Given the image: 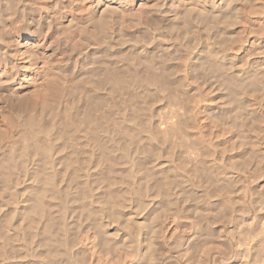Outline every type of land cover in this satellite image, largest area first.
Listing matches in <instances>:
<instances>
[{
  "label": "rangeland",
  "instance_id": "obj_1",
  "mask_svg": "<svg viewBox=\"0 0 264 264\" xmlns=\"http://www.w3.org/2000/svg\"><path fill=\"white\" fill-rule=\"evenodd\" d=\"M56 1L0 0V88L7 87V80L12 73L9 57L13 55L12 52L20 62H29V70L22 73L18 81L12 85V89L10 87L12 90L10 93L18 99L21 98L22 104L18 103L16 107L13 102L9 101L6 93L2 97V102L0 101V134H4L7 130L5 132L7 135L4 134L3 138H5L1 141L4 142L5 147L17 140L20 141L17 137L20 138L23 128L19 127L20 118L18 119L17 116L15 118V114H12L15 108H18L17 111L21 114L18 115L19 117L27 114L26 117L30 119L37 118L41 122L45 120L44 123H49L48 125L52 127L50 126L48 139L53 137L54 139L49 140L55 141V143L52 142L54 149L51 154L46 155L41 150L36 153L37 156L30 155L25 157L26 159L21 157V166H19L21 171L18 170L19 173L15 172L17 174L12 175L15 179L10 180L13 182L8 181L7 183L3 180L4 184L0 185V246L3 243L6 244L3 245L4 248L6 247L3 250L7 251L3 252L2 248L0 249V264H53L54 262L56 264H61V262L63 264H159V262L160 264H246L250 259L249 255L257 259L256 261L253 259L252 264H264V152L262 151L264 150V82H262L264 73L261 72L264 68L262 65L264 64V0H130L131 2L128 3L121 0H104L107 4L110 2V7L114 9L118 7L116 10L120 13L116 10H106L105 3L98 11L97 18L92 17V9H98L97 0ZM163 1L166 4L163 15L166 14L165 17L168 18L160 14L163 20L159 21L156 17L158 14L154 10L160 5L159 2L162 5ZM175 12L176 21L172 19ZM235 12H238L239 16L236 15L237 13L234 14ZM149 16H154L156 21L151 22L154 19ZM235 17L237 18L234 19ZM227 30H233V33H227ZM160 40L163 42H159ZM44 42L55 49L48 51L45 44H42ZM258 49L260 50L257 51ZM46 55L48 59L45 58ZM122 55L125 57L137 55L141 59L146 55L148 60L154 59L155 56L163 57L165 65L170 64L168 65L170 66L168 72L170 88L144 77L139 78L140 80L133 79L131 83L133 85L130 84L132 87L127 86L129 89L121 85L122 92L125 94L121 92L120 87L113 89L108 85L106 78L105 84L101 78L106 74L108 66L112 65V61L114 65L122 66L125 62L123 61L125 57ZM215 63L218 67L215 66L216 69L211 67ZM219 66L221 68L223 66L226 71V74L225 71L223 72L225 75ZM141 68H145L144 63ZM233 70L235 72H232ZM231 79L234 80L231 81ZM241 83L245 87H242ZM252 84L257 86L254 88ZM257 87L261 88L255 91ZM244 88L247 90L244 91ZM138 100L142 102L141 104L146 102L143 104L145 108H142L143 115L140 116L144 120H141L144 129L142 134L140 133L141 136L135 137L134 142L133 140L126 142L122 136L128 127V122L125 121L124 124L119 120L129 118L126 115L131 114L132 111L128 103L138 102ZM89 105L94 107V110L98 109L95 112L96 115L101 113L103 107L107 116L109 115L108 120L111 123L114 121L111 130L104 132V134L109 132L110 135L109 133L103 135L102 143L99 142L101 149L97 146L94 148V144L85 136L89 135V129L80 128L78 125L80 118L77 114V107L83 108L84 106L83 109H85ZM99 109H101L100 112ZM22 111L24 114L21 113ZM64 113L68 116L73 115L75 123L71 124L66 121V124L64 119H61L65 117ZM36 120L35 122L39 123V120ZM241 120L243 122H239ZM35 126L39 127L38 124ZM40 129L37 128L34 131L40 133L41 139L44 136L47 137V134ZM237 130H239L238 133ZM9 134H13L12 138L15 136L14 141H11ZM51 134H55V137ZM141 137H143L142 140ZM98 151L101 153L106 151L110 155L104 162V166L113 165L112 163L119 164L117 169L120 171H116L119 178L115 176L116 180L111 183L118 194L113 200L115 204L108 202L107 204L102 199L104 192H101L99 188L103 189V187L99 184L101 181L94 168L99 160L97 158L101 157ZM143 151L148 153L147 156L149 155L152 159L149 156H146L147 159H142ZM71 152H76L79 161L71 160ZM152 154L155 156L153 157ZM244 159L248 160L245 164L248 168L243 164L244 161L246 162ZM138 160L141 163L137 162ZM41 163L44 169L48 166L49 171L47 172L52 179L51 185L53 184L52 193L54 192V195L51 193L53 196L50 195V199L47 197L51 205L48 206V214L58 215L57 223L50 228L52 230L47 229L51 232L49 235H55L54 237L51 235L50 241L46 228H43L46 220L39 216L30 217L28 212L26 213L27 206L33 203L28 197L35 189L33 186L38 185L40 189L43 188L41 183L39 185V182L34 181L35 169ZM68 164L70 165L67 166ZM63 165L65 169L70 170L65 171ZM171 168L173 170H170ZM92 169H95L94 172ZM69 171L71 178L76 177L73 178L74 180L70 178L72 183L69 180ZM150 171L155 174L157 172L155 177L159 181L162 179V182L168 176L173 177L174 185L172 183L170 186V183L168 188L167 185L161 187L163 185L152 183L153 181L146 178ZM166 187L171 190H167ZM160 192H163V195ZM130 194L131 198H129ZM58 222L60 227H57ZM154 222L155 224L158 222L160 226L155 235L152 230ZM10 237L12 238L7 239ZM153 238L159 245L161 243V252L158 254L156 263L151 262L149 255V248H151L149 246ZM43 242H46V247ZM53 242L55 243L52 245L56 250L54 247L53 249L59 255L56 254L55 258L52 256L54 259L51 257L53 260L51 261L47 256V251L50 250L47 247H50V243ZM250 242L253 250L248 252L247 243Z\"/></svg>",
  "mask_w": 264,
  "mask_h": 264
},
{
  "label": "bare ground",
  "instance_id": "obj_2",
  "mask_svg": "<svg viewBox=\"0 0 264 264\" xmlns=\"http://www.w3.org/2000/svg\"><path fill=\"white\" fill-rule=\"evenodd\" d=\"M19 1V0H18ZM58 1V0H57ZM56 1V2H57ZM117 1V0H116ZM122 2H124V3H128L130 0H121ZM132 1V0H131ZM130 1V2H131ZM158 2V1H157ZM97 4V7H98V9H92V17H95V18H97V15H98V11L99 10H101L102 8H101V6H103L106 2H104V0H97V2H96ZM110 3V2H109ZM107 4L106 3V5H105V7H107L106 8V10H108V11H115L116 9H118V7L116 8V9H114V7H110L111 5L110 4ZM59 4V3H58ZM120 4H121V2H120ZM130 4H132V3H130ZM158 4V3H157ZM157 4L155 5V6H157ZM159 6L158 7H156V9L154 10V9H152V10H154L155 11V13H157L158 15L156 16L157 18H158V20L159 21H162L161 20V15L160 14H162L163 15V11H165L164 9V6H166V4L164 3V1H163V3H162V5H161V3L159 2ZM176 4V3H175ZM121 5H123V3L121 4ZM56 6H58V5H56ZM175 7V6H174ZM219 7H220V5H219ZM101 8V9H100ZM180 8V7H179ZM178 9V8H177ZM184 9V8H183ZM232 9V8H231ZM234 9V8H233ZM105 10V8L103 9V11ZM147 10V9H146ZM175 10V9H174ZM179 10V9H178ZM181 10V9H180ZM187 10V9H186ZM189 10V9H188ZM116 11H118V10H116ZM148 11H151V10H148ZM147 11V12H148ZM153 11V12H154ZM176 11V10H175ZM243 11V10H242ZM14 12V11H13ZM143 12V11H142ZM147 12H144V13H147ZM189 12H190V10H189ZM10 13V12H9ZM100 13V12H99ZM113 13H115V12H113ZM117 13V12H116ZM118 13H120L119 11H118ZM117 13V14H118ZM237 13V14H236ZM147 14H149V13H147ZM152 15H154L153 13H151ZM180 14V13H179ZM182 14H184V13H181V15ZM188 14V13H187ZM234 14H236V15H238V12H235ZM90 15V14H89ZM166 15V14H165ZM165 15H163L164 17H165ZM91 16V15H90ZM147 16V15H146ZM179 16V15H178ZM184 16H185V14H184ZM183 16V17H184ZM235 16V15H234ZM233 16V17H234ZM239 16V15H238ZM150 17V16H149ZM167 17V16H166ZM165 17V18H166ZM10 18V17H9ZM118 18V17H117ZM150 18H155L154 16L152 17H150ZM168 18V17H167ZM237 17H235L234 19H236ZM43 19V18H42ZM147 19H148V17H147ZM172 19H175V21H176V12H175V16L174 17H172ZM230 19V18H229ZM233 19V18H232ZM231 19V20H232ZM238 19H240V18H238ZM237 19V20H238ZM93 20H95V19H93ZM92 20V21H93ZM139 20V19H138ZM137 20V21H138ZM141 20V19H140ZM150 20V19H149ZM148 20V21H149ZM152 20V19H151ZM157 20V21H158ZM147 21V22H148ZM156 20L154 19V20H152L151 22H155ZM235 21V20H234ZM233 21V22H234ZM75 22V21H74ZM101 22V21H100ZM117 22V21H116ZM174 22V21H173ZM231 22V21H230ZM240 22V21H239ZM102 23V22H101ZM138 23V22H137ZM139 23H140V21H139ZM142 23V22H141ZM149 23V22H148ZM160 23V22H159ZM97 24V23H96ZM150 24V23H149ZM164 24V23H163ZM234 24V23H233ZM102 25H103V23H102ZM230 25V24H229ZM96 26V25H95ZM98 26V25H97ZM122 26H124V25H122ZM147 27H148V25H146ZM213 26V25H212ZM147 27H146V29H147ZM229 28H230V26H229ZM87 29H89V28H87ZM92 29V28H91ZM149 30V29H148ZM152 30V29H151ZM227 33H233V30H227L226 31ZM225 32V33H226ZM39 33V32H38ZM35 35V34H34ZM85 35V34H84ZM149 35V34H148ZM39 36V35H38ZM164 36V35H163ZM166 36V35H165ZM169 36V35H168ZM172 37V36H171ZM39 38V37H38ZM62 38V37H61ZM154 38V37H153ZM152 38V39H153ZM159 38V37H158ZM264 38V37H263ZM141 39V38H140ZM150 39V38H149ZM155 39V38H154ZM228 39H229V37H228ZM43 40V39H42ZM138 40V39H137ZM140 41V40H139ZM142 41V40H141ZM159 42H163V41H159ZM158 42V43H159ZM227 42V41H226ZM263 42V41H262ZM135 43V42H134ZM37 44V43H36ZM42 44H45V47H46V49L49 51V50H51L52 51V49L54 48L53 46H51V45H49V44H46L45 42L44 43H42ZM262 44V43H261ZM134 45V44H133ZM161 46V45H160ZM34 47V46H33ZM137 48V47H136ZM55 49V48H54ZM226 50V49H225ZM260 49H258L257 51H259ZM50 51V52H51ZM227 51V50H226ZM129 52V51H128ZM131 52V51H130ZM17 53V52H16ZM32 53V52H31ZM44 53V52H43ZM47 53V52H46ZM127 53V52H126ZM125 53V54H126ZM132 53V52H131ZM259 53V52H258ZM12 54L13 55H11V56H9L10 57V62H11V64H12V73H11V76L9 77V79L7 80V82H8V85H6L7 87H1L0 88V101L2 100V97H3V95H4V93H6L5 95L9 98V101L10 102H13L14 103V105L16 106V107H18V103H21L20 101H21V98L20 99H18V98H16V97H14V95L12 94V93H10V91H12L11 89H12V85L16 82V81H18V79H19V77H21V75H22V73L24 72V71H28L29 69H28V67H29V62L28 63H26L25 61H22V62H20L19 60H18V57H16V56H14V53L12 52ZM18 54V53H17ZM23 54V53H22ZM34 54V53H33ZM228 54V53H227ZM260 54V53H259ZM30 55V54H29ZM32 55V54H31ZM45 55V54H44ZM51 55V54H50ZM123 55H124V52H123ZM122 55V57H125V56H123ZM141 55V54H140ZM159 55V54H158ZM163 55H165V54H163ZM119 56H121V55H119ZM139 56V55H138ZM148 56H151V55H148ZM168 56V55H167ZM173 56V55H172ZM216 56V55H215ZM8 57V56H7ZM21 57V56H20ZM27 57V56H26ZM25 57V58H26ZM152 57V56H151ZM156 57V56H155ZM155 57H154V59H151L150 57V59L148 60L147 58H146V55H145V58H146V60H145V58H143V59H141L140 57H137V55L136 56H134V55H127L125 58H124V60L123 61H125L124 63H123V65L122 66H118V65H114L113 64V61H112V65H110V66H108V68H107V70H106V74H104V75H106V76H104L103 75V77L101 78L102 79V81L105 83V78H106V83L108 84V85H110L113 89H116V88H119L121 85H124L123 87L125 88V87H127V86H131V85H133V84H131L132 82H133V79H139V78H141L142 79V77H144V78H146L147 80H150V81H153V82H155V83H157V84H161V85H167L166 87L168 88L169 86H171V82L170 81H168V76H169V67H168V65H170V64H167V65H165L166 63H164L163 61V57L161 58V57H156V59H155ZM166 57V56H165ZM222 57H224V56H222ZM30 58V57H29ZM45 58L46 59H48L49 57L46 55L45 56ZM119 58H121V57H119ZM225 58V57H224ZM23 59V58H22ZM171 59V58H170ZM6 60V59H5ZM120 60V59H119ZM172 60V59H171ZM32 61V60H31ZM47 61H49V60H47ZM101 61V60H100ZM174 61V60H173ZM34 62V61H33ZM169 62V61H168ZM216 62V61H215ZM262 62V61H261ZM31 63V62H30ZM105 63V62H104ZM115 63V62H114ZM119 63H120V61H119ZM142 63H144V66H145V68L144 69H142L141 68V66H142ZM171 63V62H170ZM209 64H210V62H208ZM214 63V62H213ZM117 64V63H116ZM216 64L217 63H215V65L213 66V65H211V67L212 68H214L215 66H216ZM106 65V64H105ZM108 65H109V62H108ZM173 65H175V64H173ZM179 65V64H178ZM262 65H264V64H262ZM209 66V65H208ZM259 66H260V64H259ZM175 67V66H174ZM220 67V66H219ZM250 67V66H249ZM176 68V67H175ZM179 68V67H178ZM211 68V69H212ZM216 68H218L217 66H216ZM216 68H214V69H216ZM221 68V67H220ZM230 68V67H229ZM211 69H209V70H211ZM223 69V66H222V68H221V70ZM228 69V68H227ZM264 69V68H263ZM261 70V72L262 73H264V70ZM172 70L174 71V69L172 68ZM209 70H208V72H209ZM220 70V69H219ZM206 71V70H205ZM214 71V70H213ZM217 71V70H216ZM225 71V69H223V71H222V73ZM250 71V70H249ZM256 71H258V70H256ZM50 72V71H49ZM175 72V71H174ZM180 72V71H179ZM211 72V71H210ZM215 72V71H214ZM213 72V73H214ZM232 72H235L234 70L232 71ZM125 73V74H124ZM171 73V72H170ZM219 73V72H218ZM222 73H220V75L222 74ZM259 73H260V71H259ZM49 74V73H48ZM216 74V73H215ZM224 74V73H223ZM225 74H226V71H225ZM224 74V75H225ZM197 75V74H196ZM227 75H228V71H227ZM172 76V75H171ZM175 76V75H174ZM223 76V75H222ZM55 76H53V78H54ZM181 77V76H180ZM220 77V76H219ZM215 78H216V75H215ZM221 78V77H220ZM228 78V77H227ZM145 79V80H146ZM172 79V78H171ZM217 79H218V77H217ZM222 80H224L223 78H221ZM140 80V79H139ZM173 80V79H172ZM232 80H234V79H231V81ZM3 81V80H2ZM257 81V80H256ZM256 81H255V84H256ZM259 81V80H258ZM262 81V80H261ZM97 82H99V80L97 81ZM170 82V83H169ZM176 82V81H175ZM236 82H238V81H236ZM262 82H264V81H262ZM3 83H4V81H3ZM100 83H101V80H100ZM105 83V84H106ZM147 83V82H146ZM178 83V82H177ZM186 83V82H185ZM221 83V82H220ZM245 83V82H244ZM249 83V82H248ZM252 83V82H251ZM254 83V82H253ZM93 84V83H92ZM95 84V83H94ZM131 84V85H130ZM149 84V83H148ZM154 84V83H153ZM181 84H183V83H181ZM222 84V83H221ZM224 84V83H223ZM227 84H229V83H227ZM259 83H257V85H258ZM3 85V84H2ZM56 85V84H55ZM63 85V84H62ZM147 85V84H146ZM169 85V86H168ZM174 85V84H173ZM231 85V84H230ZM241 86H242V83L240 84ZM250 85V84H249ZM249 85H247V86H249ZM254 84H252L251 86H253ZM256 85V86H257ZM261 85V84H260ZM259 85V86H260ZM97 86V85H96ZM106 86V85H105ZM109 86V87H110ZM151 86V85H150ZM175 86V85H174ZM177 86V85H176ZM181 86V85H180ZM244 86V85H243ZM242 86V87H243ZM255 85L253 86L254 88L256 87ZM10 87H11V89H10ZM63 87V86H62ZM99 87H100V85H99ZM110 87V88H111ZM132 87V86H131ZM130 87V88H131ZM135 87V86H134ZM156 88H157V86H155ZM160 87V86H159ZM162 87V86H161ZM165 87V86H164ZM165 87V88H166ZM245 87V86H244ZM57 88V87H56ZM121 89V92H122V87H120ZM124 88H123V90H124ZM136 88V87H135ZM138 88V87H137ZM170 88V87H169ZM182 88V87H181ZM246 88H248V87H246ZM250 88V87H249ZM258 88H261V87H257L256 89H255V91H258L259 89ZM127 89H129L128 87H127ZM140 89V88H139ZM149 89V88H148ZM228 89V88H227ZM231 89V88H230ZM229 89V90H230ZM243 89V88H242ZM54 90V89H53ZM73 90V89H72ZM108 90V89H107ZM119 90V91H120ZM157 90H158V88H157ZM234 90V89H233ZM240 90V89H239ZM245 90H247V89H245L244 88V91ZM252 90H253V88H252ZM63 91V90H62ZM96 91H98L97 89H96ZM110 91H112V90H110ZM161 91V90H160ZM171 91V90H170ZM170 91H169V93H170ZM250 91H251V88H250ZM54 92H57V91H54ZM70 92V91H69ZM114 92H116V91H114ZM176 92V91H175ZM229 92H231V91H229ZM71 93V92H70ZM108 93V92H107ZM123 94H125L124 92H122ZM137 93V92H136ZM143 93V92H142ZM162 93H163V91H162ZM61 94V93H60ZM85 94H87V93H85ZM117 94H118V91H117ZM116 94V95H117ZM138 94V93H137ZM141 94V93H140ZM175 94V93H174ZM234 94V93H233ZM17 95V94H16ZM176 95V94H175ZM186 95V94H185ZM19 96V95H18ZM58 96V95H57ZM70 96V95H69ZM108 96H109V93H108ZM112 95H110V97H111ZM174 96V95H173ZM234 96V95H233ZM26 97V96H25ZM29 97V96H28ZM80 97V96H79ZM106 97V96H105ZM115 97V96H114ZM117 97V96H116ZM124 97H126L125 95H124ZM123 97V98H124ZM128 97V96H127ZM171 97V96H170ZM176 97V96H175ZM82 98V97H81ZM169 98V97H168ZM178 98V97H177ZM236 98H238V97H236ZM257 98V97H256ZM84 99V98H83ZM99 99V98H98ZM130 99V98H129ZM159 99V98H158ZM23 100V99H22ZM26 100V99H25ZM104 100V99H103ZM107 100H108V98H107ZM126 100H128V99H126ZM231 100V99H230ZM8 101V100H7ZM8 101V102H9ZM59 101V100H58ZM96 101H98V100H96ZM145 101V100H144ZM146 101H148V100H146ZM157 101V100H156ZM2 102V101H1ZM7 102V103H8ZM123 102V101H122ZM141 102V101H140ZM139 102V100H138V102H129L128 104L130 105V110L132 111L131 112V114L129 113V115H126L127 117H129V118H127V120H126V117L125 118H123L124 120H119L121 123L123 122H125L126 121V123L128 122V127H127V129H125V132L123 133V136H122V139L123 140H125L126 139V142H128L129 140L131 141V140H133V142H134V139H135V137H138V135H140V133L143 131V129L144 128H142L143 127V124H142V121H144V120H142V118L140 117V116H142L143 115V109L145 108V106L143 105V104H146V102H144L143 104H141ZM189 102V101H188ZM261 102V101H260ZM61 103V102H60ZM87 103V102H86ZM92 103V102H91ZM5 104V103H4ZM22 104V103H21ZM29 104V103H28ZM76 104H78V103H76ZM85 104V103H84ZM96 104V103H95ZM94 104V106H96ZM105 104H107V103H105ZM119 104V103H118ZM232 104V103H231ZM75 105V104H74ZM92 105V104H91ZM91 105H89L88 107H86L85 109H83L84 108V106H83V108L81 107V106H78L77 107V114L79 115L78 117L80 118V123H79V121H78V125H79V127L80 128H84V129H89L88 131V133H89V135H85V136H87L89 139H90V141L94 144V148L97 146L98 148H100L99 147V145H100V143L99 142H101V140H102V137H103V135H107V134H104V132L106 131V130H111V128H112V123L114 122V121H112V123L110 122V120H108L109 118H108V116H107V113H106V111L105 110H103V107H102V110L101 109H99V112H100V110H101V113L99 114V113H97V115L95 114V112L98 110H94L93 108H92V106ZM99 105V104H98ZM117 105V104H116ZM128 105V106H129ZM249 105V104H248ZM3 106V105H2ZM22 106V105H21ZM6 107V106H5ZM112 107H113V105H112ZM144 107V108H143ZM235 107V106H234ZM254 107V106H253ZM1 108H3V107H1ZM9 108V107H8ZM39 108V107H38ZM75 108V107H74ZM98 108V107H97ZM143 108V109H142ZM147 108V107H146ZM255 108V107H254ZM259 108V107H258ZM5 109V108H4ZM16 110L15 111H13V113L12 114H15V118H17L18 117V119L20 118V126H19V122H17V124H18V126L19 127H21L22 126V130H21V136H20V138H18L17 136V139H19L20 141H15L14 143L12 142V145H11V143H10V145L9 146H7L6 145V147H5V144H4V142L3 141H1V139L3 140L4 138H3V135L4 134H6L5 132H7V130H5V132H4V134L2 133V134H0V185L3 183V180H6V182L8 183V181H11V182H13L12 180H14L13 178H12V175L15 173V172H18V170L19 169H21V167H19V166H21V157L23 158H25V157H29L30 155H36V153H38V152H41V150H42V152L43 153H45L46 155H48V154H51L52 152H53V143L52 142H54L55 143V141L53 140L52 142H51V140H49V139H52V138H49L48 139V135L50 136V128L52 127L51 125H48L49 123H44V121L45 120H43L42 122H41V120H39V119H37V120H39V123H36L35 122V120H33V119H30L29 117H26L27 116V114L25 115V116H23V117H19L21 114H20V112H18L17 111V109L18 108H15ZM30 109V108H29ZM106 109V108H105ZM110 109H112V108H110ZM142 109V110H141ZM150 108H148V110H149ZM10 110V109H9ZM23 110V109H22ZM75 110V109H74ZM93 110H94V112H93ZM142 112H141V111ZM146 110V109H145ZM193 110V109H192ZM8 111V110H7ZM21 111V110H20ZM32 111V110H31ZM57 111V110H56ZM76 111V110H75ZM74 111V112H75ZM123 111H124V109H123ZM150 111V110H149ZM190 111V110H189ZM247 111V110H246ZM15 112V113H14ZM62 112V111H61ZM148 112V111H147ZM174 112V111H173ZM239 112V111H238ZM21 113H23V111L21 112ZM69 113V112H68ZM116 113V112H115ZM120 113V112H119ZM150 113V112H149ZM148 113V114H149ZM189 113V112H188ZM233 113V112H232ZM11 114V113H10ZM24 114V113H23ZM65 114V113H64ZM73 114H76V113H73ZM99 114V115H98ZM118 114V113H117ZM142 114V115H141ZM234 114V113H233ZM246 114V113H245ZM264 114V113H263ZM19 115V116H18ZM41 115V114H40ZM44 115V114H43ZM42 115V116H43ZM63 115V114H62ZM113 115V114H112ZM121 115H122V113H121ZM234 115H236V113L234 114ZM10 116V115H9ZM17 116V117H16ZM39 116V115H38ZM64 116V115H63ZM146 116V115H145ZM13 117V116H12ZM12 117H9V118H12ZM110 117H112V116H110ZM148 117V116H147ZM174 117V116H173ZM182 117V116H181ZM246 117V116H245ZM33 118V117H32ZM46 118V117H45ZM76 118V117H75ZM151 118V117H150ZM229 118V117H228ZM1 119V118H0ZM42 119V118H41ZM61 119H64V121L66 122V121H69V122H71V124H72V122H74L75 120L73 119V115H71V116H68V114L66 115L65 114V117L63 118H61ZM78 119V118H77ZM149 119V118H148ZM167 119V118H166ZM172 120H173V118H171ZM236 119V118H235ZM234 119V120H235ZM243 119V118H242ZM246 119H247V117H246ZM15 120V119H14ZM36 120V121H37ZM142 120V121H141ZM170 120V119H169ZM229 120V119H228ZM244 120V119H243ZM11 121H13V119L11 120ZM18 121V120H17ZM50 121V120H49ZM54 122H55V120H53ZM59 121V120H58ZM145 121H147V120H145ZM152 121V120H151ZM174 121V120H173ZM172 121V122H173ZM256 121V120H255ZM117 122V121H116ZM170 122V121H169ZM190 122V121H189ZM239 122H243L242 120L241 121H239ZM5 123V122H4ZM56 123V122H55ZM75 123V122H74ZM149 123H150V121H149ZM148 123V124H149ZM168 123V122H167ZM15 124V123H14ZM35 124H38L39 125V127L37 126V128H41L40 129V131L41 130H43L44 132H45V134H47V137H45L44 136V138L43 139H41L40 138V133H37L36 131H34L35 129H37L36 128V126H35ZM66 124H67V122H66ZM116 124V123H115ZM125 124V123H124ZM181 124V123H180ZM235 124V123H234ZM239 124H241V123H239ZM244 124V123H243ZM258 124V123H257ZM261 124V123H260ZM259 124V125H260ZM55 125V124H54ZM76 125H77V122H76ZM121 125V124H120ZM145 125H147V124H145ZM2 126V125H1ZM51 126V127H50ZM56 126V125H55ZM55 126H53V127H55ZM63 126V125H62ZM113 126H114V123H113ZM118 126V125H117ZM125 126H127V125H125ZM252 126H254V125H252ZM251 126V127H252ZM264 126V125H263ZM64 127V126H63ZM116 127V126H115ZM119 127V126H118ZM172 127V126H171ZM176 127V126H175ZM178 127V126H177ZM181 127V126H180ZM186 127V126H185ZM184 127V128H185ZM237 127V126H236ZM3 128V127H2ZM1 128V129H2ZM12 129H13V126L11 127ZM114 128V127H113ZM117 128V127H116ZM161 128V127H160ZM189 128V127H188ZM250 128V127H249ZM6 129V128H5ZM20 129V128H19ZM32 129V130H31ZM68 129V128H67ZM79 129V128H78ZM105 129V130H104ZM119 129V128H118ZM121 129V128H120ZM119 129V130H120ZM155 129V128H154ZM257 129V128H256ZM260 129V128H259ZM259 129H257V130H259ZM11 129H10V126H9V131H10ZM64 130V129H63ZM72 130V129H71ZM168 130H170V129H168ZM181 130V129H180ZM186 130V129H185ZM198 130V129H197ZM196 130V131H197ZM246 130H248V129H246ZM264 130V129H263ZM3 131V130H2ZM9 131H8V133H9ZM78 131V130H77ZM113 131V130H112ZM157 131V130H156ZM166 131V130H165ZM178 131V130H177ZM233 131V130H232ZM236 131V130H235ZM234 131V132H235ZM238 131L239 130H237V133H238ZM240 131H242V130H240ZM0 132H1V130H0ZM44 132H42V133H44ZM61 132V131H60ZM68 132H69V130H68ZM83 132V134H84V131H82ZM81 132V133H82ZM111 132V131H110ZM145 132V131H144ZM148 132H150V131H148ZM176 132V131H175ZM244 132H245V130H244ZM41 133V134H42ZM52 133V132H51ZM63 133V132H62ZM80 133V132H79ZM85 133H87L86 131H85ZM112 133V132H111ZM169 133H170V131H169ZM240 133H242V132H240ZM239 133V134H240ZM253 133V132H252ZM44 134V135H45ZM61 134V133H60ZM64 134V133H63ZM66 134V133H65ZM71 134V133H70ZM142 134V133H141ZM149 134V133H148ZM158 134V133H157ZM176 134V133H175ZM187 134H189V133H187ZM192 134V133H191ZM234 134V133H233ZM238 134V135H239ZM243 134V133H242ZM245 134V133H244ZM251 134V133H250ZM249 134V135H250ZM7 135V134H6ZM9 135H11V134H9ZM13 135V134H12ZM12 135H11V141H14L13 140V138L15 137H13L12 138ZM15 135H17V134H15ZM18 135H20V134H18ZM55 135V134H54ZM53 134H51V136H54ZM59 135V134H58ZM80 135V134H79ZM108 135H110V133L108 134ZM147 135V134H146ZM155 135V134H154ZM153 135V136H154ZM177 135V134H176ZM181 135V134H180ZM236 135V134H235ZM61 136H62V134H61ZM65 136V135H64ZM72 136V135H71ZM78 136V135H77ZM116 136V135H115ZM114 136V137H115ZM120 136H121V133H120ZM141 136V135H140ZM173 136V135H172ZM182 136V135H181ZM188 136V135H187ZM237 136V135H236ZM241 136V135H240ZM253 136V135H252ZM55 137V136H54ZM57 137V136H56ZM74 137V136H73ZM148 137V136H147ZM160 137V136H159ZM164 137V136H163ZM173 137H175V136H173ZM251 137V136H250ZM250 137H249V139H250ZM257 137V136H256ZM47 138V139H46ZM57 138H59V137H57ZM64 138V137H63ZM83 138H85V137H83ZM117 138H118V136H117ZM142 138L143 137H141V140H142ZM171 138V137H170ZM183 138V137H182ZM186 138V137H185ZM188 138V137H187ZM201 138V137H200ZM238 138V137H237ZM6 139H7V137H6ZM16 139V138H15ZM54 139V138H53ZM56 139V138H55ZM61 139H62V137H61ZM169 139V138H168ZM196 139V138H195ZM248 139V138H247ZM64 140V139H63ZM85 140V139H84ZM107 140V139H106ZM128 140V141H127ZM140 140V141H141ZM146 140H148V139H146ZM173 140V139H172ZM182 140V139H181ZM180 140V141H181ZM194 140V139H193ZM243 140V139H242ZM9 141V140H8ZM57 141V140H56ZM60 141V140H59ZM87 141V140H86ZM169 141V140H168ZM197 141V140H196ZM237 141V140H236ZM254 141V140H253ZM253 141H251V142H253ZM58 142V141H57ZM171 142V141H170ZM8 143V142H7ZM66 143H67V141H66ZM91 143V144H92ZM102 143V142H101ZM139 143V142H138ZM200 143V142H199ZM242 143V142H241ZM255 143V142H254ZM253 143V144H254ZM58 144V143H57ZM60 144H62V143H60ZM60 144H59V146H60ZM65 144V143H64ZM114 144V143H113ZM116 144V143H115ZM123 145H126V143L124 144V143H122ZM206 144V143H205ZM232 144V143H231ZM121 145V144H120ZM123 145H121L122 147H124ZM181 145H183V144H181ZM188 145H189V143H188ZM234 145V144H233ZM255 145V144H254ZM256 145H258V143L256 144ZM261 145H263V144H261ZM91 146V147H92ZM113 146V145H112ZM131 147H132V145H130ZM130 146H128L129 147V149H130ZM137 146H138V144H137ZM143 146V145H142ZM180 146V145H179ZM194 146V145H193ZM206 146V145H205ZM250 146V145H249ZM56 147V146H55ZM61 147H63L62 145H61ZM104 147V146H103ZM245 147V146H244ZM251 147V146H250ZM102 148V147H101ZM100 148V149H101ZM136 148V147H135ZM209 148V147H208ZM255 148V147H254ZM257 148V147H256ZM58 149H60L59 147H58ZM63 149V148H62ZM115 149H118V148H116L115 147ZM126 149V148H125ZM128 149V150H129ZM137 149V148H136ZM135 149V150H136ZM148 149V148H147ZM195 149V148H194ZM210 149V148H209ZM248 149V148H247ZM64 150V149H63ZM75 150V149H74ZM77 150H78V148H77ZM107 150H108V148H107ZM260 150V149H259ZM62 151V150H61ZM76 151V150H75ZM91 151V150H90ZM101 151V150H100ZM124 151V150H123ZM137 151V150H136ZM215 151V150H214ZM263 152H264V150H262ZM149 152V151H148ZM244 152V151H243ZM253 152V151H252ZM260 152V151H259ZM258 152V153H259ZM35 153V154H34ZM59 153V152H58ZM72 154L70 155V157H72V159L71 160H74V162H75V160H77V161H79V159H78V155L76 156V152H71ZM91 153V152H90ZM95 153H97V152H95ZM98 153H100L101 154V157L99 158H97V159H99L98 160V162H97V165H96V163H95V167L94 168H96V171H97V173H98V176H99V180L101 181L99 184H102V187H103V189L100 187L99 188V185H97L98 186V188L100 189V191L101 192H104V194H103V198L102 199H104V201L107 203H109V204H115V202H113V200H114V198H115V196L117 195L118 196V194H116V190L114 189V187L112 186V181H114V180H116V178H115V176L116 177H118L117 176V174H116V171H120V170H118L117 169V166H119V164H114V163H112L113 165H110L109 166V164L107 165V166H104V162H106V160L109 158V154L106 152V151H102V153L101 152H99L98 151ZM112 153L113 152H111V155H112ZM136 153V152H135ZM142 153V152H141ZM256 154H257V152H255ZM40 154V153H39ZM99 154V155H100ZM147 154L148 153H146V152H144L143 151V158L142 159H147V157L149 156H147ZM67 155V154H66ZM153 155V154H152ZM206 155V154H205ZM208 155V154H207ZM253 155H254V153H253ZM253 155H252V157H253ZM37 156V155H36ZM39 156V155H38ZM50 156V155H49ZM98 156V155H97ZM113 156V155H112ZM129 156H130V154H129ZM147 156V157H146ZM155 156V154L153 155V157ZM159 156H161V155H159ZM200 156H202V155H200ZM244 156V155H243ZM260 156V155H259ZM262 156V155H261ZM264 156V155H263ZM156 157H157V155H156ZM34 158H35V156H34ZM41 158V157H40ZM49 158V157H48ZM53 158V157H52ZM117 158V157H116ZM122 158V157H121ZM149 158H151L150 156H149ZM148 158V159H149ZM158 158V157H157ZM160 158V157H159ZM204 158V157H203ZM209 158V157H208ZM245 158V157H244ZM247 158V157H246ZM256 158H258V156L256 157ZM26 159V158H25ZM25 159H22V160H25ZM28 159V158H27ZM45 159H47L46 157H45ZM113 159V158H112ZM152 159V158H151ZM248 159V158H247ZM247 159H244V160H246V162L244 161V163L241 161V163H243L244 165L247 163ZM29 160V159H28ZM33 160V159H32ZM50 160V159H49ZM63 160V159H62ZM119 160V159H118ZM140 160V159H139ZM137 161V162H140V161H142V160H140V161ZM252 160V159H251ZM251 160H250V164H251ZM254 160V159H253ZM262 160V159H261ZM33 161H35V160H33ZM67 160H65V162H66ZM112 161H114V160H112ZM124 161V160H123ZM39 162V161H38ZM43 162V161H42ZM45 162V161H44ZM73 162V163H74ZM86 162V161H85ZM109 162V161H108ZM107 162V163H108ZM115 162V161H114ZM122 162V161H121ZM136 162V163H137ZM147 162H148V160H147ZM260 162H262V161H260ZM22 163H24L23 161H22ZM69 163V162H68ZM77 163V162H76ZM120 163V162H119ZM135 163V164H136ZM141 163V162H140ZM140 163H139V167H140ZM198 163V162H197ZM238 163H239V161H238ZM258 163H259V160H258ZM25 164V163H24ZM36 164V163H35ZM39 164V163H38ZM37 164V165H38ZM94 164V163H93ZM111 164V163H110ZM131 164V163H130ZM145 164V163H144ZM147 164V163H146ZM161 164V163H160ZM163 164V163H162ZM261 164V163H260ZM26 165V164H25ZM36 165V166H37ZM70 164H68L67 166H69ZM74 165H75V163H74ZM120 165H121V163H120ZM132 165V164H131ZM137 165V164H136ZM142 165H143V163H142ZM207 165V164H206ZM241 165V164H240ZM256 165V164H255ZM24 166V165H23ZM28 166V165H27ZM35 166V167H36ZM66 166V165H65ZM72 166V165H71ZM79 166H80V164H79ZM97 166V167H96ZM123 166V165H122ZM124 166H125V164H124ZM248 166V165H247ZM246 165H245V167L246 168H248ZM33 167V166H32ZM45 167H46V165H45ZM48 167V166H47ZM47 167H46V169H47ZM73 167V166H72ZM137 167V166H136ZM139 167H137V168H139ZM144 167V166H143ZM212 167V166H211ZM244 167V168H245ZM254 167V166H253ZM28 168V167H27ZM34 168V167H33ZM53 168V167H52ZM63 168L65 169V167H64V165H63ZM62 168V169H63ZM124 168V167H123ZM256 168H257V166H256ZM262 168V167H261ZM29 169V168H28ZM27 169V170H28ZM35 169V168H34ZM46 169H44V166H43V164L41 163V165H39L38 166V168L37 169H35V171H36V174H35V177H34V181L37 183V182H39V185H40V183H41V187L43 186V188L42 189H40L39 187H38V185H34L33 186V188H35V189H33V191H31L30 192V195L28 196L29 197V199L31 200V201H33V203L32 204H30V205H28L27 206V211H26V213L28 212V214H29V216L30 217H33V218H35V217H37V216H39V217H42V218H44L45 220V226H43V228L45 227L46 229V231H47V229L49 230L50 228H52L53 226H55V224L57 223V221H58V218H57V216L54 214V215H52L51 213H49L48 214V206H51L50 204H49V200L47 199V197L49 198V196L50 195H54V192L52 193V185H51V183H52V179H51V176H50V174H49V172H47V171H49L48 169L46 170ZM50 169V168H49ZM67 170H70L69 168H66ZM65 169V171H67ZM124 169H126V168H124ZM139 169H141V168H139ZM146 169V168H145ZM148 169H149V167H148ZM151 169V168H150ZM260 169V168H259ZM258 169V170H259ZM72 170H74V169H72ZM91 170V169H90ZM93 170H95V169H92V171ZM123 170V169H122ZM121 170V171H122ZM158 170V169H157ZM170 170H173L172 168L170 169ZM257 170V169H256ZM255 170V171H256ZM19 171H21V170H19ZM32 171V170H31ZM127 171H128V169H127ZM133 171V170H132ZM140 171H142V170H140ZM153 171V170H152ZM156 171V170H155ZM169 171V170H168ZM254 171V170H253ZM26 172V171H25ZM94 172V171H93ZM92 172V173H93ZM147 172V171H146ZM164 172V171H163ZM162 172V173H163ZM195 172V171H194ZM258 172V171H257ZM19 173V172H18ZM22 173V172H21ZM56 173H58V172H56ZM63 173V172H62ZM65 173H67V172H65ZM69 173H70V171L68 172V176H69ZM75 173V172H74ZM96 173V174H97ZM126 173V172H125ZM135 173V172H134ZM173 173V172H172ZM255 173V172H254ZM15 174H17V173H15ZM33 174V173H32ZM31 174V175H32ZM116 174V175H115ZM136 174V173H135ZM137 174H139L138 172H137ZM145 174V173H144ZM164 174V173H163ZM167 174V173H166ZM194 174V173H193ZM195 174H198V173H195ZM194 174V175H195ZM256 174V173H255ZM21 175V174H20ZM63 175H65V174H63ZM70 175H71V173H70ZM119 175V174H118ZM131 175V174H130ZM146 175V174H145ZM155 175H157V172H156V174L155 173H151V171H150V174L149 175H147L146 176V178L148 177L150 180H151V182L152 183H154V184H160V186L161 185H163V186H161V187H164V186H166L167 185V187L169 186V184H170V186L172 185V180L174 181V179H173V177L171 178V177H166L165 179H164V181L162 182V179H161V181H159L158 180V178H156L155 177ZM159 175V174H158ZM161 175V174H160ZM173 175H175V174H173ZM232 175V174H231ZM15 176V175H14ZM33 176V175H32ZM56 176V175H55ZM120 176V175H119ZM141 176H142V173H141ZM205 176V175H204ZM233 176V175H232ZM73 177V176H72ZM78 177V176H77ZM130 177V176H129ZM155 177V178H154ZM163 177V176H162ZM175 177V176H174ZM236 177V176H235ZM12 178V180H10ZM70 178H71V176H69V180H70ZM74 178V177H73ZM73 178H71V180H74ZM79 178V177H78ZM89 178H91V176L89 177ZM119 178V177H118ZM120 178H121V176H120ZM124 178V177H123ZM145 178V179H146ZM206 178V177H205ZM233 178V177H232ZM239 178V177H238ZM122 179V178H121ZM125 179V178H124ZM231 179V178H230ZM33 180V179H32ZM71 180H70V183H72L71 182ZM81 180V179H80ZM149 180V181H150ZM198 180H199V178H198ZM207 180V179H206ZM54 181V180H53ZM90 181V180H89ZM93 180H91V182H92ZM97 181H98V179H97ZM120 181V180H119ZM144 181H146V180H144ZM177 181V180H176ZM203 181V180H202ZM205 181V180H204ZM212 181V180H211ZM234 181V180H233ZM116 182V181H115ZM114 182V183H115ZM121 182V181H120ZM119 182V183H120ZM133 182V181H132ZM56 183V182H55ZM69 183V184H70ZM76 182H74V184H75ZM96 183H98V182H96ZM136 183V182H135ZM176 183V182H175ZM230 183V182H229ZM4 184V183H3ZM10 184V183H9ZM132 184V183H131ZM131 184H130V186H131ZM146 184V183H145ZM150 184V183H149ZM177 184V183H176ZM211 184V183H210ZM72 185V184H71ZM114 185V184H113ZM116 185H118V184H116ZM136 185V184H135ZM147 185H148V183H147ZM150 185H153V184H150ZM173 185H174V183H173ZM73 186V185H72ZM89 186H90V183H89ZM101 186V185H100ZM138 186V185H137ZM141 186V185H140ZM211 186V185H210ZM233 186V185H232ZM91 187V186H90ZM116 187V186H115ZM158 188H160L159 186H157ZM166 187V188H167ZM70 188V187H69ZM117 188V187H116ZM131 188H132V186H131ZM148 188V187H147ZM169 188V187H168ZM167 188V190H171V189H168ZM102 189V190H101ZM119 189V188H118ZM135 189V188H134ZM161 189V188H160ZM88 190V189H87ZM98 190V189H97ZM104 190V191H103ZM130 190V189H129ZM152 190V189H151ZM156 190H157V188H156ZM159 190V189H158ZM29 191V190H28ZM79 191V190H78ZM82 191V190H81ZM137 191V190H136ZM150 191V190H149ZM68 192V191H67ZM87 192V191H86ZM122 192V191H121ZM142 192V191H141ZM155 192V191H154ZM170 192V191H169ZM52 193V194H51ZM117 193H118V191H117ZM156 193V192H155ZM161 193V192H160ZM163 193V192H162ZM161 193V194H162ZM167 193V192H166ZM189 193V192H188ZM79 194V193H78ZM78 194H76V195H78ZM83 194V193H82ZM158 195H159V193H157ZM161 194H160V196H161ZM187 194V193H186ZM52 195V196H53ZM75 195V194H74ZM79 195H81V194H79ZM84 195V194H83ZM88 195V194H87ZM101 195V194H100ZM121 195V194H120ZM128 195V194H127ZM163 195V194H162ZM188 195V194H187ZM206 195V194H205ZM51 196V197H52ZM82 196V195H81ZM154 196V195H153ZM155 196H156V194H155ZM168 196V195H167ZM170 196V195H169ZM189 196V195H188ZM119 197H121V196H119ZM123 197V196H122ZM121 197V198H122ZM125 197V196H124ZM129 197V196H128ZM159 197V196H158ZM191 197V196H190ZM53 198V197H52ZM86 198V197H85ZM116 198H118V197H116ZM129 198H131V194H130V197ZM133 198V197H132ZM139 198V197H138ZM207 198V197H206ZM50 199V198H49ZM79 199V198H78ZM80 199H81V197H80ZM79 199V201H81V203H83V201L82 200H80ZM89 199H91V198H89ZM101 199V198H100ZM128 199V198H127ZM161 199H162V196H161ZM187 199H188V197H187ZM186 199V200H187ZM53 200V199H52ZM88 200V199H87ZM120 200V199H119ZM124 200V199H123ZM115 201H117L116 199H115ZM121 202H122V200H120ZM142 201V200H141ZM52 202V201H51ZM78 202V201H77ZM76 202V203H77ZM89 203H90V201H88ZM107 203V204H108ZM160 203V202H159ZM190 203V202H189ZM197 203V202H196ZM52 204V203H51ZM79 204V203H78ZM84 204H85V202H84ZM83 204V205H84ZM88 204V203H87ZM116 204H118V203H116ZM122 204V203H121ZM120 204V205H121ZM195 204V203H194ZM67 205V204H66ZM104 205H105V203H104ZM162 205V204H161ZM169 205V204H168ZM85 206V205H84ZM88 206V205H87ZM91 206V205H90ZM113 206V205H112ZM112 206L110 207V208H112ZM124 206V205H123ZM54 207V206H53ZM61 207V206H60ZM89 207V206H88ZM120 207V206H119ZM197 207V206H196ZM200 207V206H199ZM62 208V207H61ZM66 209V208H65ZM164 209V208H163ZM50 210V209H49ZM52 210V209H51ZM58 210V209H57ZM61 210V209H60ZM81 210V209H80ZM90 211H91V208L89 209ZM198 210V209H197ZM55 211V210H54ZM64 211V210H63ZM63 211H62V213H63ZM68 211V210H67ZM66 211V212H67ZM83 211H85V210H83ZM81 212V211H80ZM57 213V212H56ZM116 213V212H115ZM114 213V214H115ZM51 214V215H50ZM60 214V213H59ZM65 214V213H64ZM82 214V213H81ZM90 214H91V212H90ZM26 215V214H25ZM48 215V216H47ZM61 216V215H60ZM154 216H156V215H154ZM1 217V216H0ZM28 218V217H27ZM26 218V219H27ZM41 218V219H42ZM62 218H64L63 216H62ZM153 218V217H152ZM39 219V218H38ZM38 219H36V220H38ZM153 219H156V218H153ZM158 219V218H157ZM30 220V219H29ZM2 221V220H1ZM8 221V220H7ZM26 221V220H25ZM27 221H28V219H27ZM31 221H32V219H31ZM31 221H30V225H31ZM33 221H35V219L33 220ZM43 221V222H44ZM62 221V220H61ZM60 221V222H61ZM23 222V221H22ZM37 222V221H36ZM64 222V221H63ZM264 222V221H263ZM28 223V222H27ZM27 223H25L26 225H27ZM157 224H155V222H154V225H153V233H154V235H155V233L157 232L158 233V228L160 227L159 226V223L158 222H156ZM9 224V223H8ZM32 224H33V222H32ZM61 225H62V222L60 223ZM264 224V223H263ZM1 225V224H0ZM4 225V224H3ZM25 225V226H26ZM64 226V225H63ZM147 226V225H146ZM3 227V226H2ZM24 227V226H23ZM29 226H27V228H28ZM31 227V226H30ZM33 227H35V226H33ZM57 227H60L59 226V222H58V226ZM62 227V226H61ZM264 227V226H263ZM8 228V227H7ZM151 228H152V225H151ZM3 229V228H2ZM29 229V228H28ZM32 229V228H31ZM5 230V229H4ZM50 230H52V229H50ZM54 231L55 230H57V229H53ZM8 232H10L9 230H8ZM24 232V231H23ZM26 232V231H25ZM48 232V231H47ZM46 232V233H47ZM50 232V231H49ZM49 232L47 233V235L48 236H50L49 237V241H50V238L52 237L51 235H53V234H51V235H49ZM44 233V232H43ZM51 233V232H50ZM59 233V232H58ZM1 234V233H0ZM4 234H6V233H4ZM3 234V235H4ZM8 234V233H7ZM45 234V233H44ZM263 234H264V231H263ZM10 235V234H9ZM58 235V234H57ZM8 236V235H7ZM55 235H53V237H54ZM60 236V235H59ZM259 236V235H258ZM152 237H153V235H152ZM5 238V237H4ZM12 237H10V238H7V239H11ZM15 238V237H14ZM45 238L48 240V238L45 236ZM262 238V237H261ZM2 239V238H1ZM52 239V238H51ZM57 239V238H56ZM254 239V238H253ZM259 239V238H258ZM5 240V239H4ZM43 240V239H42ZM55 240V239H54ZM59 240V239H58ZM58 240H57V242H58ZM255 240H257V239H255ZM259 240H261V239H259ZM1 241V240H0ZM16 241V240H15ZM53 241V240H52ZM60 241V240H59ZM263 241V240H262ZM4 242V241H3ZM47 242V241H46ZM46 242H43L44 243V245L46 244ZM55 242H56V240H55ZM55 242H53V243H50V247H47V249L49 250V251H47V256H49V258L51 259V257L53 256L54 258H55V256H56V254L57 253H55V247L53 246L54 245V243ZM151 242V241H150ZM160 242V241H159ZM42 243V242H41ZM59 243V242H58ZM261 244H262V242H260ZM19 244V243H18ZM53 244V245H52ZM164 244V243H163ZM254 244V243H253ZM256 244H257V242H256ZM3 245H4V243H3ZM2 245V246H3ZM6 245V244H5ZM4 245V246H5ZM12 246H13V243L11 244ZM69 245V244H68ZM2 246H0V249L2 248V250L3 249H5L4 248V246L2 247ZM19 246V245H18ZM18 246H16L17 248H18ZM47 246V244L45 245V247ZM48 246H49V244H48ZM149 246V245H148ZM254 246V245H253ZM256 246V245H255ZM14 247H15V245H14ZM22 247V246H21ZM53 247H54V249H53ZM71 247V246H70ZM149 247H151V248H149L150 249V252H149V255H150V260H152L151 262H154L155 261V263L157 262L156 260H157V257H158V254H160V248H161V243H160V245H159V243L155 240V238H153L152 239V243H151V246H149ZM163 247V246H162ZM257 247H258V245H257ZM263 247V246H262ZM261 247V248H262ZM13 248V247H12ZM43 248V247H42ZM58 248V247H57ZM8 249V248H7ZM46 249V248H45ZM46 249V250H47ZM70 249V248H69ZM252 249V244H251V242L250 243H247V251L249 252L250 250ZM17 250H19V249H17ZM45 250V251H46ZM58 250V249H57ZM253 250V249H252ZM258 250H259V248H258ZM262 250V249H261ZM6 251V250H5ZM4 250H3V252H5ZM7 252V251H6ZM14 252V251H13ZM16 252V251H15ZM58 252V251H57ZM68 252V251H67ZM73 252V251H72ZM146 252V251H145ZM148 252V251H147ZM264 252V251H263ZM12 253V252H11ZM20 253V252H19ZM22 254V253H21ZM69 254V253H68ZM18 255V254H17ZM57 255H59V254H57ZM67 255V254H66ZM74 255V254H73ZM144 255V254H143ZM263 255V254H262ZM11 256H12V254H11ZM10 256V257H11ZM14 256V255H13ZM68 256V255H67ZM250 256V257H249ZM248 257L250 258H248L249 260H248V263H246V264H252V262H253V259L254 258H252V255H249ZM15 257V256H14ZM19 257V256H18ZM52 257V258H53ZM145 257V256H144ZM160 257V256H159ZM261 257V256H260ZM48 258V259H49ZM53 258V259H54ZM57 258V257H56ZM62 258V257H61ZM74 258V257H73ZM258 258V257H257ZM49 259V260H50ZM141 259V258H140ZM260 259V258H259ZM264 259V258H263ZM78 260V259H77ZM139 260V259H138ZM257 259H256V257H255V259H254V261H256ZM51 261H53L52 259H51ZM50 261V262H51ZM75 261V260H74ZM247 261V260H246ZM78 262V261H77ZM80 262V261H79ZM81 262H83V261H81ZM259 262H261V261H259ZM55 263V262H54ZM53 263V264H54ZM73 263V262H72ZM138 263V262H137ZM254 263H256V262H254ZM3 264V263H2ZM56 264V263H55ZM57 264H59V263H57ZM61 264H63V262H61ZM159 264H160V262H159Z\"/></svg>",
  "mask_w": 264,
  "mask_h": 264
}]
</instances>
